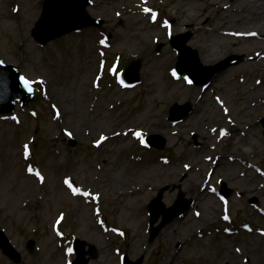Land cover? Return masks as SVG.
Wrapping results in <instances>:
<instances>
[{"label":"rangeland","instance_id":"obj_1","mask_svg":"<svg viewBox=\"0 0 264 264\" xmlns=\"http://www.w3.org/2000/svg\"><path fill=\"white\" fill-rule=\"evenodd\" d=\"M44 1L0 0V60L17 67L38 93L29 106H18L9 118H0V231L6 233L22 254L21 264L72 263L76 259L72 249L74 239L97 248L89 264H122L125 255L134 263L142 259V264H163V231L176 222L181 223L184 217L165 227L154 243L149 244L148 205L164 187H180L186 199L194 201L192 198L200 191L191 193V187L209 184L217 172L215 187L207 194L214 198L210 204L216 210L211 212L218 214V219L214 217L215 223L205 228V235L190 237L189 227L182 225L180 234L188 239L187 258H178L175 264H264L261 235L264 176L249 166L246 157L236 156L232 151L234 127L220 124L216 101L218 97L227 105L235 104L243 76L253 79L250 88L256 80L264 81V60L230 72L244 60L241 53L234 52L233 46L240 44L246 51L261 47L264 51V40L244 42L233 37L225 40L209 34L226 22L236 28L246 23V29L249 28L246 31L255 30L264 27V19L234 15L231 11L237 0H217L218 5L230 8L223 9V13L211 10L208 16H201L198 23L205 31L195 43L187 27L173 32L172 36L168 32V22L180 16L175 0H93V6L87 10L93 18L105 21L102 29L74 33L41 48L32 39L31 31ZM208 2L215 0H195L194 15H201ZM184 6L181 3L178 7ZM146 8L158 13V22L152 23L157 15L153 19L146 14ZM173 36H189L187 46L197 51L199 60L201 43L212 42L226 49L217 62L205 64L200 60L203 66H214L231 56H240L242 60L213 79L207 89L193 86L185 76H173L178 61L170 46ZM256 59L252 58L251 62ZM134 61L142 63L140 83L123 88L124 69ZM178 79L190 89L204 92L203 95L183 90L184 85ZM263 95L245 99L256 101ZM186 103L194 106L192 116L177 125L170 123V108ZM13 116L17 118L15 121L11 119ZM263 118L256 106L248 110L246 123L258 127L250 134L253 142L250 160L264 175V127L259 123ZM154 121L163 122L179 134L145 135ZM129 128L142 133L143 140L134 134L123 143L118 139L101 144V137L108 139ZM222 129L229 135H221ZM153 135L166 140L163 152L144 147L143 141ZM70 139L76 140V148L70 147ZM174 144H178L175 149ZM207 149L212 161L223 151L227 157L236 156V159L221 161L220 168L212 174L214 165L202 159ZM138 159L146 161L147 169H140ZM103 161L107 162L106 166ZM168 162L171 166L164 167ZM178 163L198 164L197 170L187 173L183 167H177ZM127 172L137 179L133 182L139 189L136 193L139 198L128 203L120 195L111 197L101 191L100 181L108 175L120 182L118 188L122 190ZM34 173H39L43 182ZM229 176L236 179L233 185ZM66 180H74L77 189L92 188L98 194L82 202L69 191L73 187L69 188ZM222 191L232 193L226 203L219 200ZM177 196V190L165 193L164 205L171 207ZM254 200L257 202L252 205ZM194 205L185 217L209 210L202 202ZM225 215L227 220L223 218ZM133 237L144 245L145 251L137 253L133 247L128 248ZM29 240L37 243L31 253L25 250ZM177 246H173L175 252L180 250ZM0 264L12 263L0 252Z\"/></svg>","mask_w":264,"mask_h":264},{"label":"bare ground","instance_id":"obj_2","mask_svg":"<svg viewBox=\"0 0 264 264\" xmlns=\"http://www.w3.org/2000/svg\"><path fill=\"white\" fill-rule=\"evenodd\" d=\"M216 1L217 0H215V2H208V5L205 6L202 11V14L199 16H195L194 12L196 10V7L195 5H193L195 0H175V4H176L177 9L180 12V16L179 18H176V17L172 18L169 21L170 33L179 32L180 30L185 29L187 27L189 31L193 34L195 43H197L200 40V36L205 31V28H203L198 23L201 19V16L202 17L208 16L211 10H216L219 13H223L225 9L230 8L227 6H220L218 5ZM181 3H185V6L183 8L178 7ZM231 12L234 15H244L246 16L247 19L249 18L258 19L261 21L262 19H264L263 18L264 17V0H237ZM244 25L245 26L236 28L233 23L226 22L219 29L214 28L209 34L219 35L220 38H225V40H231L232 37H235L236 33L242 34L241 35L242 38H246V36L248 37L251 34H255L253 35L254 36L253 39H256L259 41L264 39V27H260V28L257 27V29L255 30L246 31L249 28L246 29V23H244ZM230 33H235V34L232 35L231 38H228L231 36L229 35ZM253 36H250V37L252 38ZM241 40L244 41V39H241ZM244 42H246V40ZM237 47L233 46L234 52L241 53L243 55L244 60L241 66L237 67L236 69H232L230 71L231 73L245 69V67H248L252 64L257 65L262 60H264V51L262 50L261 47L254 48L252 50H247V51L243 49V47H241L240 44H238ZM224 51H226V49H224L223 46H220V45L216 46L212 42L201 43L200 60L202 63H205V64L206 63L211 64L213 62H217L222 58V56H224L223 54ZM256 57L257 59L255 60V62H251V59L256 58ZM248 78L244 76L241 77V80L238 86V92H239L240 97L235 102V104L227 105L224 102V100L220 99V101H218V108L220 110V113H219L220 124L222 125L230 124L234 127L233 136L235 137V140L233 141L234 149L232 151H234L236 156L246 157L248 159L247 163L252 167L253 164H252V161L250 160L252 156V150L250 146L253 144V142L251 141L250 134L256 131L258 127L253 124L247 125L246 118H247L248 110L250 111L252 108L256 106H259V114L264 115V102H261V99L264 100V95H263L264 81L259 80L253 85L252 88H250L249 86L252 84L253 79L250 77ZM179 83L183 84L182 79H179ZM182 89L183 90L187 89V92L190 94H192L193 92L199 93L196 90L190 89L187 85H184ZM203 93L204 92H200L199 94L203 95ZM253 95L255 96L263 95L262 96L263 98H257L256 101H253V99H249V98H248L249 100L245 99L246 96L252 97ZM199 103H200V100H199ZM200 121L202 120H199V122ZM125 133H127V135H125ZM152 134H164L166 136H175V135H178L179 132L178 130L165 125L163 122L160 123V122L154 121L150 129H148L145 132V135H152ZM133 137H134V128H129V129H126L125 132H120L119 135L114 134L113 136H111L110 140L113 141V140L119 139V140H122V143H123L125 139L133 138ZM177 147H178V144H174L172 146L173 149ZM205 151L207 152V154H205L202 159L204 160L207 158L208 161H210V158L212 159L213 156L211 155V152L208 149ZM225 153L226 152L223 151V152L216 154V157L218 158V160L215 161V163H213V161H210L211 164H215V166H213L214 169L212 170L213 174L215 173L216 169L220 168L219 166H220L221 161L225 162L227 159L231 161L230 157H227L228 155H226ZM188 155H190V153ZM236 156H233L234 160L236 159ZM137 162L139 163L140 169H147L148 166L146 164V161H144L143 159H138ZM102 164L103 166H106L107 162L103 161ZM185 165L186 164L183 165L181 163H178L177 167H183L184 170L188 173V172L196 171L197 166H198V164H192L189 166H185ZM166 166L170 167L171 163L166 164L164 167ZM101 169H103V167ZM173 171L174 172L172 173L176 174L175 173L176 170H173ZM164 176L165 175H162L163 178ZM218 176H219L218 172L215 173V178L213 177L214 178L213 181L207 184L205 187L203 186L200 187V185L195 184L190 189L191 193L195 192L197 194L200 191V194L196 196V198H192V199L195 201V203L200 204L202 202L204 204V207H209V210L204 209L203 212H200L199 215H197V217H194V216L185 217V219H183L181 223L176 222L173 225L169 226V228L163 231V236L165 238L164 239L165 240V244H164V258L165 259H164L163 264H175L178 258L180 259L187 258L186 252L188 248L187 247L188 239L185 240L184 236L180 234V229L183 226L189 227L190 237H193L194 235H205L204 234L205 228L208 225L215 223L214 217L218 219V214L211 212V210H216L215 208H211L213 205L210 204L212 201H214L213 200L214 198L211 196L213 198L211 199L210 197H208L209 194H207L208 187L215 186V183L218 180ZM125 178H126V182L122 190H120L118 188V185L120 182L117 183V181H114L113 177L111 176L109 177L108 175L107 178H105L103 181H100L102 185L101 191L107 192V195H110L111 197L115 195H120L123 197V200H125L128 203H131L132 200L140 197V195L136 194L137 191H139V189L133 182V181H136L137 179H135V177L132 176L128 172L126 173ZM227 178L231 185H233L236 182V179L230 176ZM86 190L89 191V193L97 194V192L92 191L93 190L92 188H87ZM255 192H257V190L253 191V193L248 192V195H252ZM85 197L86 196L78 194L77 199L83 202L85 201ZM122 209L125 210V206H123ZM136 237H133V239L129 243L128 248L132 249L133 247V250L135 252L142 253L143 251H145V247L144 245H142L141 243L137 241ZM174 245H178L176 249L179 248L180 250L179 251L177 250V252H175L173 250Z\"/></svg>","mask_w":264,"mask_h":264},{"label":"water","instance_id":"obj_3","mask_svg":"<svg viewBox=\"0 0 264 264\" xmlns=\"http://www.w3.org/2000/svg\"><path fill=\"white\" fill-rule=\"evenodd\" d=\"M89 0H46L44 4L43 13L41 19L36 24L32 31V37L41 46H45L48 43L55 41L65 35L72 32H76L85 29L90 26L101 27L104 23L93 21L86 12V7L90 4ZM178 38L175 39V41ZM189 39L183 40L182 43H173L172 46L179 52V63L177 69L179 74L186 73L194 83L200 85L209 84L212 78L235 62L240 58L230 57L224 63H221L212 68H203L208 71V75L204 81L198 80V72L202 66L199 64L197 53L186 48V44ZM188 61V63H187ZM141 69V63L137 62L132 64L127 70V80L131 83L139 82V72ZM19 70L10 66H3L0 64V115H6L14 111L15 106L22 102L27 105L29 102L35 99L34 91L30 93L21 87L19 81ZM192 110L191 105L185 106L175 105L171 110V120L179 121L186 118ZM180 111L179 114L177 112ZM264 123V120H263ZM149 143L152 147L163 150L166 146V142L159 143L155 137L149 139ZM168 191V188L163 189L156 200L149 206V212L152 216L151 225L154 226L160 215H163V222L158 228H153L151 233L150 242L152 243L159 231L166 225L172 223L176 218L185 214L192 203L184 200V194H179V199L175 206L169 210H166L162 204L164 193ZM86 243L77 241L76 252L78 258L74 264H88L89 260H86V256H94L96 254V248L90 247L89 252H84ZM35 249V243L30 241L28 244V250L33 251ZM0 250L2 254L15 264L22 262L21 255L10 245L9 240L6 238L3 232H0ZM125 264H132L128 258L125 260ZM136 264H142V260Z\"/></svg>","mask_w":264,"mask_h":264},{"label":"snow or ice","instance_id":"obj_4","mask_svg":"<svg viewBox=\"0 0 264 264\" xmlns=\"http://www.w3.org/2000/svg\"><path fill=\"white\" fill-rule=\"evenodd\" d=\"M148 11H149V10L146 8V9H145V12L147 13ZM155 15H156L155 13H152V17H153V19H155ZM165 26L167 27V24H165ZM253 35H255V34H253ZM101 43H104V42L101 41ZM0 64H2V62H0ZM175 75H176V73L173 72V76H175ZM184 79L187 81L188 84H191V83H192V81H191V80H188L187 77H185ZM19 81H20V85H21V87L24 88L25 90H27V91L30 93V92H31V89H32V82H30V81H29L28 79H26L24 76H21V77L19 78ZM37 83L42 84L43 81H39V82H37ZM11 119L15 121L17 118H16L15 116H13V117H11ZM66 134L70 135V133H66ZM118 135H119V133H118ZM125 135H127V133H125ZM135 136H136L138 139L143 140V135H142V133H140V132H136V133H135ZM104 139H106V138H105V137H101V141H103ZM96 146L99 147V144H97ZM144 147H147V144H144ZM25 154L27 155V145H25ZM28 171H29V173H32V169H31V168H29ZM34 174H35V175L41 180V182H43V177L40 176L39 173H34ZM65 184H67L69 188H72V185H71V183H69V181L66 180V181H65ZM72 191H73V194H80V195H83V196H88V195H89L87 192L80 193V192H79L77 189H75V188H72ZM213 191H215V189H213ZM93 199H96V197H93ZM197 215H199V213H197ZM223 218H224L225 220H227V219H228V216L225 215ZM261 235H264V233H261ZM68 254H69V255L72 254V253H71V249L68 250ZM69 264H71V262H69Z\"/></svg>","mask_w":264,"mask_h":264}]
</instances>
